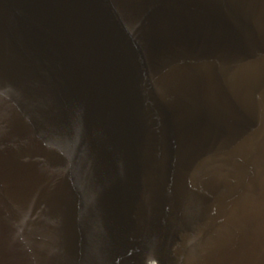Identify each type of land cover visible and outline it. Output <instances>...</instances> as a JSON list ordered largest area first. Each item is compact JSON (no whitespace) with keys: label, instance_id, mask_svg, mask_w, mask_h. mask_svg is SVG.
Wrapping results in <instances>:
<instances>
[{"label":"water","instance_id":"obj_1","mask_svg":"<svg viewBox=\"0 0 264 264\" xmlns=\"http://www.w3.org/2000/svg\"><path fill=\"white\" fill-rule=\"evenodd\" d=\"M0 264H264V0H0Z\"/></svg>","mask_w":264,"mask_h":264}]
</instances>
